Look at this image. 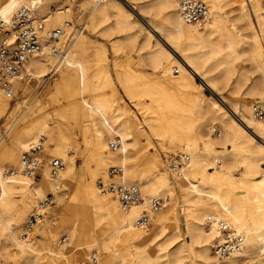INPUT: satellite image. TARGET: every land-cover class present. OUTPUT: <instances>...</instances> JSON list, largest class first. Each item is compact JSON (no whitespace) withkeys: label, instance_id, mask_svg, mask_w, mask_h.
<instances>
[{"label":"bare ground","instance_id":"6f19581e","mask_svg":"<svg viewBox=\"0 0 264 264\" xmlns=\"http://www.w3.org/2000/svg\"><path fill=\"white\" fill-rule=\"evenodd\" d=\"M48 1L10 0L0 12V42L13 40L11 24L19 9L24 7L32 12H39V9ZM89 1L94 5V16L98 23L113 17L114 27H108L105 31L107 33L114 29L128 28L135 29V35L138 36V33L142 32L139 25L143 26L146 32L145 45L153 49L150 51L149 59L158 65L161 64V61L167 62L168 66L164 69V74L170 78L173 89L179 90L178 97L185 101L186 105L183 106L181 103L175 102L170 95L161 94L157 88L153 94L149 91L146 93L140 91L135 94L127 83L122 82V87L128 98L141 114L146 115L143 135L146 134L149 145L154 147L153 141L158 145H162V142H169V144L176 142L179 152L189 157L186 168L180 173H174L173 177L179 183L181 199L189 213V235L192 245L196 247V264H264V169L260 168V163L264 161V122L252 117V104L250 105L246 101L245 95H240L236 101L229 102L227 109L224 108L222 103L215 98L214 79L206 78L202 72V67L212 60L211 56L226 51L223 58L216 60L215 63L212 62L213 67L222 66L224 68L219 76L224 87L237 73L233 83V89L237 90L241 85L247 84L248 78L247 70L238 69L236 63L243 55H247L251 69L259 75V80L249 84L246 95L251 99L255 95H264L262 88L264 84V44L259 36V25L256 24L259 22V14L252 11L250 0L238 1L240 6L237 18L241 21L245 20L244 27L250 31V35L244 43L246 46L244 49H240L237 35L224 24V19L216 11V6L209 3L210 0H205L212 9L210 25L207 24V15L206 22L201 28L185 24L181 20L177 11V0H157L155 3H145L144 6L141 5L142 3H137V0ZM143 8H155L162 12L169 9L170 15L165 18L167 26H156L152 21L142 17V21L136 19L131 11L143 12ZM111 11H114V16ZM46 17L41 18L46 31L53 30L52 28L48 29V26L58 28L72 25L69 7L63 10L58 8L47 19ZM82 30L73 31L63 59L53 56L47 44L38 54L30 57L21 77L15 81L14 91L16 92L18 87L22 88L29 84L32 79L38 81V79L47 76L50 66L49 73L51 75L57 73L66 63L72 52L74 41L82 35ZM219 32L223 33V44L213 41L214 37H218ZM153 33L157 34V38ZM82 37L81 43L84 44L86 36ZM181 41L185 45L182 52L201 49L209 44L213 47L211 51H198L187 56L179 55L183 65L187 67L186 69L178 61L172 62L174 59L172 52L177 53L178 44ZM81 50L82 53L85 51L83 48ZM91 71L87 61H82L80 76L82 102L85 103L88 93H94L95 100L93 105L80 106L82 112L80 127L77 123L76 105L73 103L71 105L72 115L67 120L65 129L58 128L56 133L52 130L50 119L46 116L40 117L29 124L26 130L21 129L20 137L11 140L13 148L2 152L0 147V256L10 260L12 264H38L41 259L35 242L31 241L34 237L33 230L35 229L34 231L40 235L46 234L51 239L56 238V232L59 230H65L69 241L66 244L58 243L57 252L45 259L44 264H78L79 260L82 262L87 260L92 251L96 252L98 256V264H112V262L126 264L122 256L124 251H114V245L119 242L123 243L129 238L133 240L132 248L137 251L139 257L146 264H182L186 257L181 236L175 223L169 231L166 229L168 228V216L159 214L158 211L151 217L152 220L153 216L157 215L153 220V226L160 236L166 238L163 244H154L151 234L139 233L134 230L139 229L134 226V220L139 217L138 213L140 215L143 210L147 209L152 198H158L157 196L160 195L166 202L169 200L171 210L176 199L170 190L168 173L161 167L157 156L149 163L144 162L147 167L142 172H137L128 165L131 161H136L138 165L143 164L139 160V155L130 157L132 150L136 149L137 140L132 136L127 121L117 123L116 118H109L110 113L120 112L122 115L125 111L114 107V103L117 101L116 93L109 89L111 82L106 70L100 69L98 76L91 74ZM193 75L200 78L201 87H207L214 94L213 97L196 94L200 86L195 84ZM64 85L68 87L67 82H64ZM145 95L151 97V101L157 105L155 110L141 102ZM27 98L28 94L26 93L20 101L11 107L8 102L10 99L6 98L0 89V118L7 113L13 116ZM91 117H96L101 130L95 129L91 139H86L85 134L90 126H95ZM210 124L222 126L223 136L221 138L220 129V135L214 136L216 139L207 138L205 145L208 151L202 153L198 149V144L202 139L201 133ZM78 127L82 142L91 146L93 150L91 156L95 161L96 171H104L107 163L114 164V167L110 168H118L121 173L112 181L131 184L129 182L134 183L136 182L134 179L137 178L138 185H132H136L139 190L142 186L148 193V199L143 197L141 203L129 209H122L117 199L110 202L109 199L112 198L97 189L99 194L88 179L84 183L79 198L75 197L73 192H64V187H69L74 181L76 172L73 155H66L68 152L71 153V150L64 151V148H68L71 140H75L77 133L75 131H78ZM192 132L194 133L192 139L184 137V134ZM136 133L141 132L137 131ZM29 134L32 136L29 137ZM43 135L48 138L49 145H52L51 155L55 158L51 159L63 161L64 167L58 172V175L55 178L50 177L48 162L51 159H48L45 164L42 157H40L42 158L39 170L40 178L36 180L21 174L20 159L17 169L11 170L13 175L6 174L10 170H4L2 165L6 162L17 163L20 152L27 151L31 144L42 143ZM27 137L29 138L26 139ZM116 139L119 140L120 147L116 151H111L109 144ZM2 142L0 141V145ZM43 144L44 142L42 147ZM226 144L233 146L232 151L224 150ZM172 147L174 146L172 145ZM243 153L246 154L241 156ZM222 160L252 177L262 172L261 176L256 179H243L239 182L243 191L246 192L247 198L253 203L248 216L244 204L235 198L236 186L230 182V179L224 178V175L212 178L206 174L211 163L217 168V163L221 164ZM127 167L131 169L128 173L126 170L124 171ZM156 168H162V174L148 178V174H152ZM108 170L105 173L104 182L109 179L106 176ZM197 178H200V184H197ZM224 183L227 186H223ZM62 187L63 189H61ZM205 187L208 188L205 190ZM48 196L52 197L50 204L46 208H41L39 203L47 199ZM51 203L53 205L51 210L55 218V226L52 227L48 226L46 221L42 222ZM118 205L122 210L118 208ZM140 208H142L141 212ZM34 210L42 215V219L33 224L30 230H26L24 225L29 217L26 218V216ZM25 218L26 220L21 226ZM207 218L223 220L236 230L244 240L240 250L224 258L214 255L213 247L220 238L214 226L205 228ZM102 224L105 226L103 232L109 233V238L102 244V252H100L97 249V239L93 232L96 225ZM20 227L22 234H20ZM28 251L33 253L31 259L26 257ZM102 254H104V258ZM219 259L221 260L219 261Z\"/></svg>","mask_w":264,"mask_h":264},{"label":"rangeland","instance_id":"374dc122","mask_svg":"<svg viewBox=\"0 0 264 264\" xmlns=\"http://www.w3.org/2000/svg\"><path fill=\"white\" fill-rule=\"evenodd\" d=\"M202 1L208 10V19L207 24L210 25V15L212 12L209 3H213L216 6V11L220 14L221 18L224 19V24L229 27L234 33L237 35L238 40L240 41V49H244L245 41L248 39L250 35V31L244 27L246 21L238 20V7L240 6L239 0H210V2H206L205 0ZM10 2V0H0V12L3 8ZM137 3L141 4L142 6L145 3H155L157 0H137ZM245 4V3H244ZM66 7L70 8V16L72 25L68 26H60V27H50L48 29H56L61 30L64 35H69L70 32L75 30H82L83 33L81 36L75 39L74 46L72 49L71 54L69 55L66 63L58 70L57 73L51 75L50 68L48 71V75L38 79V81L29 82V84L18 87L15 92V97L13 100H8L9 106L13 107L17 101H20L24 94H28V98L23 105H20V109L16 112L13 116H10L9 113L4 115L0 118V141L2 144L0 145L2 152L8 151L13 148V143L11 142L12 139H16L21 136V129L26 130L29 124L33 123L40 117H48L52 124V130L57 133V129H65L67 125V120H69L71 114V105L74 103L76 105V113H77V123L79 127L81 126V117L82 112L80 106L82 105H93L95 100L94 93L86 94V101L83 103V94L81 91V83H80V76H81V67L82 61H87V65L92 70L91 74L97 75L100 69L106 70L109 80L111 82L109 89L116 93L117 101L114 103V107L124 110L125 112L121 115L120 112L118 113H110L109 118L113 117L117 119V123L121 122H128L129 123V130L131 131L132 136L134 137L137 143L136 149L132 150L130 157H134L139 155V160L142 161L143 164H137V162H130L128 165L133 167L134 170L137 172H142L147 166L144 162L149 163L153 161L155 156L161 162V167L164 168L169 177L170 182V190L174 195L175 203L172 206L171 210V202L169 200L166 204L159 210V214L162 213L167 217V227L168 231L172 228L174 223L179 231L181 236V241L183 244V249L185 252L186 260L182 262V264H196L197 261V252L196 247L192 245L190 241L189 235V213L186 210L185 204L182 202L181 199V191L179 188V183L173 177L174 172H172L168 167V159L169 157L177 154H181L179 150L176 148L178 144L176 142L170 143L169 142H162V145H158L155 141H153V145H149L146 140V134L143 135L144 130V118L146 117L145 114H141L134 106L133 102L128 98L125 90L122 87V82L127 83L132 92L138 94V92H152L155 93L157 90L163 95H170L172 99L175 100L177 103H181L185 106V101L178 97L180 95L179 90L173 89V85L170 82V78L164 74V69L168 66L167 62L161 61V64L153 63L149 59L150 51L153 49L150 46L145 45V36L146 32L143 26L139 25L142 28V32L138 33V36L135 35V29H123V30H111L110 32H105L108 27H114V19L113 17L109 20L98 23L96 17L94 16V5L91 4L89 0H49L45 3L40 9L39 12H35V16L38 20H41L43 17H49L52 13H55L58 8L65 9ZM250 7L252 11H256L259 14V22H256L259 25V36L263 40L264 44V0H250ZM18 10V9H17ZM16 11V10H15ZM133 16L142 21L141 17L147 20L152 21L156 26L159 27H166L165 18L170 15V10L166 11H159L158 9H145L143 8V12L131 11ZM114 11H111L112 16H114ZM14 14V13H13ZM12 14V15H13ZM50 14V15H49ZM46 17V19H47ZM46 24V23H45ZM221 26V25H220ZM1 35V32H0ZM154 37L157 38V34L153 33ZM82 36H86L85 43L82 44ZM218 37H214V42H220V44L224 43V36L222 32H219L217 35ZM221 38L219 39V37ZM72 38V37H71ZM70 38V39H71ZM247 38V39H246ZM153 39V38H152ZM151 39V40H152ZM159 39V38H158ZM153 41V40H152ZM161 41V39H160ZM212 45H207L204 48H197L195 50H188L185 52L184 48L185 45L181 41L178 44L177 53L172 52V56L174 55V61H178L180 64L183 65L180 56L185 54L186 56L192 53H196L198 51H211ZM81 48L85 51L82 53ZM180 49V50H179ZM179 50V51H178ZM226 51H222L214 56H211L212 60L207 62L202 67V72L206 78L214 79V93L215 98L222 103L224 108L227 109L229 107V102H234L238 99L240 95L247 97L246 101L250 103V105L257 101L263 100V96L255 95L254 98L247 96V88L254 82L259 80V75L252 71L250 66V60L248 59L247 55H243L236 63V67L239 69L243 68L247 72V84L241 85L239 89H233V83L236 80L237 73L232 76L228 85L224 87L222 82L219 79L220 74L223 72L222 66L213 67V63L216 60L223 58ZM99 55V56H98ZM179 57H178V56ZM96 57V58H95ZM179 58V59H178ZM177 59V60H176ZM93 61V62H92ZM214 61V62H213ZM213 62V63H212ZM55 64V59H54ZM185 67V65H183ZM53 67V63H52ZM187 69V67H185ZM96 76V77H97ZM194 82L196 85H199V89H197L196 94L198 96L204 95L206 97H213L214 94L205 86L201 87V80L198 76L193 75ZM217 78V79H216ZM66 80V81H65ZM64 82L68 83V87L64 85ZM231 84V85H230ZM250 84V85H249ZM158 86V87H155ZM162 88V89H161ZM230 88V89H229ZM264 89V84L262 85ZM73 89V90H72ZM157 91V92H158ZM75 94H74V93ZM174 93V94H172ZM242 93V94H241ZM74 96V97H73ZM17 99V100H16ZM141 102L151 107L152 109H156L157 105L151 101V97L145 95L142 97ZM22 114V115H21ZM95 126H90L88 132L85 134L86 139H91L92 134L94 133L95 129H99L100 125L96 117H91ZM17 119V120H16ZM15 124V126H14ZM65 124V125H64ZM213 126H217L221 129V138H222V126L216 124H210L207 129L203 130L201 133L202 139L198 144V149L205 153L208 151L205 143L206 139H216L211 134V128ZM78 127V131L75 134V140H71L68 148H64L65 150H71V153H66L67 156L74 157V162L76 165V172H75V179L69 187H64V192L72 193L73 195L79 198L81 195V191L83 190L84 183L88 179L91 182V185L97 190V183L99 181L104 182V176L106 171L110 167H114V164L107 163L105 166V170L102 172L96 171L95 161L92 159V148L88 144H84L82 142V137L79 134L80 128ZM137 131L141 133H136ZM29 133V132H27ZM55 133V135H56ZM33 134V133H32ZM29 134V137L32 136ZM27 137L26 139H28ZM184 137L187 139H192L194 137V133H186ZM44 141H42L43 147L42 151L40 152V157L45 160V164H47V160L51 158H55L51 155L52 145H49L48 138L43 135ZM172 145L174 147H172ZM75 147V149H74ZM174 148V150L171 149ZM169 148V149H168ZM233 146L231 144H226L224 150L232 151ZM27 150V149H26ZM76 150V151H75ZM21 151L17 163L13 162H6L2 165L4 170H15L18 167L19 159L21 157ZM246 153L241 154L245 155ZM62 161V160H61ZM63 163V161H62ZM131 164V165H130ZM87 165V166H86ZM64 167V165H63ZM162 168H156L152 174H148V178H152L153 175H161ZM261 170L264 169V161L260 163ZM130 172L131 169L125 168L124 171ZM133 172V171H131ZM207 176L212 178L217 176L224 175V178L230 179V182L236 186L235 189V198L241 201L245 206V212L248 216L251 213L253 203L247 198V194L241 186L239 185L240 180L243 179H256L261 176V173H258L256 176L252 177L246 174L244 171L237 167H231L227 161L222 160L221 164L217 165V168L211 163L208 166L206 171ZM108 175V172L106 176ZM42 177V175H41ZM107 179V177H106ZM36 180V179H35ZM197 184H200V178H197ZM39 181V180H37ZM35 181V182H37ZM136 182H129L131 184L138 185L137 178L134 179ZM226 183L223 184L225 186ZM227 186V185H226ZM208 187H205V190ZM63 189V187L61 188ZM68 189V190H67ZM140 191L142 198L145 197L148 199V193L140 186ZM100 194V193H99ZM112 199H109L112 202L113 199H116L111 194H106ZM161 198L160 195L157 196ZM51 201V200H50ZM50 204V203H49ZM48 204V205H49ZM146 204V203H145ZM47 207V206H46ZM53 207L52 203L47 211L46 215L43 218L42 222H47L48 226L52 227L55 226V218L53 217V212L51 208ZM118 208L122 210L119 205ZM140 208V212H141ZM32 211V210H31ZM31 211L26 216H30L32 213ZM138 211V212H139ZM31 213V214H30ZM157 213V214H158ZM139 216V213H138ZM157 215L153 216L152 220L150 221L148 227L146 229H134L136 232L139 233H147L152 235V239L154 238V244H163L165 241L164 236H160L158 231L153 226V220L156 218ZM23 220L21 226H23ZM137 218V217H136ZM29 219V217H28ZM135 221V220H134ZM25 228V225H24ZM206 228V227H205ZM207 229V228H206ZM22 228L20 227V231ZM35 230V229H34ZM33 230L34 237L31 241L35 242V246L38 249L40 261L38 264H44L43 261L50 257L52 254L57 252L58 243L66 244L68 239V234L65 230H59L56 232V238L51 239L46 234L40 235ZM105 226L96 225L94 228V237L97 239V249L98 251L102 252V244L104 241H107L109 238V233H104ZM22 234V231L20 232ZM168 234V233H167ZM166 235V234H165ZM132 239H128L127 241L121 243H117L114 245V251L119 252L123 250L122 256L124 257V262L126 264H146L132 248ZM76 247V245H74ZM213 252V251H212ZM74 255V254H72ZM71 255V256H72ZM215 255V254H214ZM104 258V254H102ZM27 258H32L33 253L28 251L26 253ZM23 258L21 259V261ZM221 259H219L220 261ZM82 261H78V264H81ZM0 264H12L10 260L7 258L0 256ZM112 264H118L113 263Z\"/></svg>","mask_w":264,"mask_h":264},{"label":"built area","instance_id":"2783aa9c","mask_svg":"<svg viewBox=\"0 0 264 264\" xmlns=\"http://www.w3.org/2000/svg\"><path fill=\"white\" fill-rule=\"evenodd\" d=\"M177 11L181 20L185 24H192L199 28L203 27L208 10L206 5L200 0H177ZM13 40H3L0 42V89L4 92L6 98L13 100L15 97V81L21 77L25 70L27 60L38 54L42 47L47 44L50 52L57 58H64L66 55V46L72 37V33L64 35L61 30L46 31L41 20L35 16V12L27 8H21L14 15L12 20ZM17 92V91H16ZM251 115L254 119L264 122V95L263 100H257L251 105ZM211 134L215 137L220 135V129L217 126L211 128ZM120 147L119 140L110 142L109 149L116 151ZM42 143L31 144L27 151L23 152L20 157L21 174L28 178H40L39 170L42 164V158L39 153ZM189 157L185 154H177L169 157L168 167L174 173H180L186 168ZM219 165V163H217ZM49 175L55 178L63 165L59 159H51L48 162ZM121 173L118 168L108 170V181L97 183V189L102 194L113 195L122 209L142 202L141 192L136 185L127 184L118 181H112L114 177ZM8 175H13V171H7ZM52 199L41 201L39 206L46 208ZM166 204L165 199L152 198L147 209L143 210L138 218L134 221V226L139 229H145L154 213L158 212ZM42 219V215L36 210L29 216L25 223V229L30 230L33 224ZM206 228L214 226L219 234V240L215 242L213 252L220 258L228 257L232 253L239 251L243 245V237L236 230L223 220L213 218L206 219ZM81 264H98V256L92 251L87 260Z\"/></svg>","mask_w":264,"mask_h":264}]
</instances>
